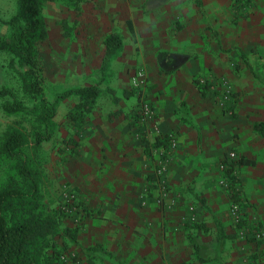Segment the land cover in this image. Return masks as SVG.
Wrapping results in <instances>:
<instances>
[{"label":"crops","instance_id":"obj_1","mask_svg":"<svg viewBox=\"0 0 264 264\" xmlns=\"http://www.w3.org/2000/svg\"><path fill=\"white\" fill-rule=\"evenodd\" d=\"M93 3L103 39L116 32L122 46L98 85L115 94L88 112L81 150L71 161L79 207L66 224L77 232L70 248L80 264H224L225 241L219 246L215 238L211 254H204L211 246L189 232L185 203L189 190L194 197L207 194L200 186L211 188L206 166L230 151L242 159L234 166L249 186L248 198L264 199V132L256 126L264 122V0ZM103 52L102 43L100 62ZM139 69L149 85L152 122L141 120V97L132 92L131 76ZM205 78L215 82L201 92L194 80ZM220 80L233 89L222 108L211 92ZM166 159V170L156 175ZM166 184L175 196L163 191ZM196 219L213 224L208 212L198 211ZM215 224L217 233L222 226ZM189 235L203 245L200 259Z\"/></svg>","mask_w":264,"mask_h":264},{"label":"rangeland","instance_id":"obj_2","mask_svg":"<svg viewBox=\"0 0 264 264\" xmlns=\"http://www.w3.org/2000/svg\"><path fill=\"white\" fill-rule=\"evenodd\" d=\"M95 9L97 8L93 0H81L78 7L64 0L44 3L42 14L47 35L39 43L38 52L44 78V92L49 101L64 89L96 81L97 77L103 78L102 81L109 77L106 70L103 74L95 70L100 65L104 35L100 33L102 25L93 21ZM16 11V0H0V18L7 20ZM118 25L120 24H117L116 28ZM9 31L7 24L0 23V35H8ZM131 43L129 41V45ZM22 75L23 69L12 54L0 49V88L8 87L12 92V95L0 98V189L8 185L24 186L16 173L15 159L1 151L5 130L9 127L21 129L28 134L30 141H33L35 132L44 130V124L36 117L39 98H34L26 92ZM213 82V78H205L201 83L210 86ZM221 82L223 81L220 80L217 85ZM148 87L146 83L140 91L144 92L145 99ZM132 89V92L136 93L137 90L133 87ZM217 89L215 85L211 92L218 101L220 90ZM113 93L103 89L93 106L101 108ZM13 100L19 101L27 109L20 113L5 112L3 104ZM78 100L76 95L60 99L55 105V116L49 124L50 137L37 148L28 146L25 150L29 165L36 169L39 175L38 205L35 212L41 217L53 215L56 223L51 240L53 245L61 248L58 264H80L81 261L75 250L70 248L77 232L66 225L69 221L73 222L79 207L71 184V161L79 155L81 148L78 147V141H81L86 125L77 127L68 118V111ZM162 143L165 141L162 140ZM202 153L203 151L199 150L198 158L201 159ZM231 153L234 155H230ZM237 159L235 153L230 151L223 155V161H212L206 166L213 178L211 188L209 189L206 183H201L200 186L205 185L207 194L194 197L193 192L189 190L190 196L188 194L185 203L186 211L188 212L189 206H193L196 218L198 211L208 212L213 224L201 225L196 219L190 221L188 230L198 241L211 246L207 250L204 249V254L210 255L216 238L215 222H218L225 232V243L221 252L224 264H264V199L248 198L249 186L240 182V173L234 166ZM221 165L225 167L221 168ZM155 168L156 164L152 166V169ZM163 187L164 192L172 196L177 194L172 191L170 185ZM195 187V182H191L190 188ZM233 206H238V219L232 214ZM25 209L17 203H11L6 210V216L9 221L21 219L25 216ZM249 211L252 215L250 218Z\"/></svg>","mask_w":264,"mask_h":264},{"label":"trees","instance_id":"obj_3","mask_svg":"<svg viewBox=\"0 0 264 264\" xmlns=\"http://www.w3.org/2000/svg\"><path fill=\"white\" fill-rule=\"evenodd\" d=\"M55 0H16L17 11L9 19L0 18V23L10 27L8 35H0V49L7 50L23 69V85L32 97L39 98L37 119L44 124L43 132L33 134V141L29 140L26 132L15 127H9L3 133L1 151L15 159L16 173L24 186L8 185L0 189V264H58L60 249L52 244L51 238L56 225L53 215L41 217L35 209L38 205L39 175L33 169L26 155V148H37L44 140L50 137L49 124L55 116V105L63 98L76 95L79 100L68 111L69 120L77 127L86 123L87 114L93 103L100 95L98 85L103 78L94 85H85L64 89L54 95L49 101L44 92L43 74L39 64L38 46L46 38V26L42 14L45 2ZM72 2L78 7L81 0H64ZM104 52L98 68L103 74L121 46L122 38L116 32L108 33L103 39ZM194 82L201 92L205 84L198 79ZM12 95L8 87L0 88V98ZM7 113H20L24 106L19 101L13 100L3 104ZM258 130L264 132V122L256 124ZM239 163L242 159L237 160ZM11 203H17L24 210V217L9 221L6 210ZM193 249L199 259L203 245L196 241L192 235L188 236ZM225 234L217 226L216 241L219 246L224 243Z\"/></svg>","mask_w":264,"mask_h":264},{"label":"built area","instance_id":"obj_4","mask_svg":"<svg viewBox=\"0 0 264 264\" xmlns=\"http://www.w3.org/2000/svg\"><path fill=\"white\" fill-rule=\"evenodd\" d=\"M131 86L133 88H135L140 97H141V101L139 104V114L141 116V120L143 122H152L154 120V108L151 104V102H149L147 99H145L141 94L142 92H140L142 90V88H144L146 86V76L145 73L143 72V70L139 69L136 70L132 76H131ZM220 94L218 95V101L217 104L218 106L225 107L226 104L229 102V100L232 97L233 94V89L228 85V83L226 81L221 82L220 84ZM176 147V140L175 137L171 136L170 140H169V144H168V150L171 151ZM230 155H234L233 153H231ZM167 167V159L165 161H162L158 164V169L156 171V175L160 176L159 174L163 173L166 170ZM221 168H224V165L220 166ZM223 182V180H222ZM238 206H233L232 207V214L234 215L235 219L239 218L238 215ZM188 218L189 220H194L195 218V213H194V207L193 206H189L188 207Z\"/></svg>","mask_w":264,"mask_h":264}]
</instances>
